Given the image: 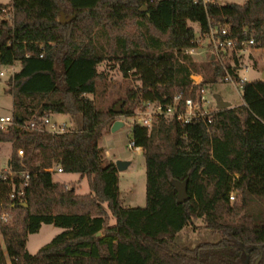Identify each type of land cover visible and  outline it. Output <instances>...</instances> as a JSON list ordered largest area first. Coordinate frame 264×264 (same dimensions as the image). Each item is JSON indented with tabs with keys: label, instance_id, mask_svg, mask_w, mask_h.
Wrapping results in <instances>:
<instances>
[{
	"label": "trees",
	"instance_id": "trees-1",
	"mask_svg": "<svg viewBox=\"0 0 264 264\" xmlns=\"http://www.w3.org/2000/svg\"><path fill=\"white\" fill-rule=\"evenodd\" d=\"M189 23L202 35L227 25L238 45L252 40L264 49V0L223 6L195 0L0 5V68L21 67L9 81L13 125L0 129V144L11 145V170L30 176L21 202L9 203V188L0 185V214L11 215L9 224L0 222V264H264V80L245 83L243 104L217 111L209 123L181 126L161 117L150 132L133 124L131 137L145 160L143 208L122 206L119 172L102 158L105 129L117 116L133 114L96 108L87 97L103 77L95 67L114 61L123 77L140 82L122 99L125 104L167 105L198 72L184 55L196 36ZM205 65L204 86L210 88L223 73L214 63ZM53 115L80 117L81 127L55 135L20 129ZM53 165L86 179L89 192L53 182L47 172ZM172 181H187L188 201L176 204ZM197 220L221 240L175 246L177 234ZM42 225L62 232L30 255L27 237Z\"/></svg>",
	"mask_w": 264,
	"mask_h": 264
},
{
	"label": "rangeland",
	"instance_id": "rangeland-1",
	"mask_svg": "<svg viewBox=\"0 0 264 264\" xmlns=\"http://www.w3.org/2000/svg\"><path fill=\"white\" fill-rule=\"evenodd\" d=\"M12 0H0V5H9ZM220 6L226 4H243L244 0H216ZM64 16V14H61ZM6 20L11 21L12 16L7 14L4 16ZM67 20L66 17H63ZM189 26L194 30L196 37L199 36V26L195 23H189ZM99 44L102 48H105L104 40L100 39ZM207 43L204 42V46ZM104 50V49H103ZM196 68L198 72H192V74H200L202 76L208 75L206 69V58L203 55L194 56ZM259 63L264 69V56L259 57ZM97 73L102 74V80L96 83V93L94 95H87V97L94 101L96 108L102 110L114 109L118 104L121 112L125 114L132 112V116H117L114 121H121L123 126L117 131L112 132L111 127H108L103 132V135L99 141V147L102 151V158L104 163H116L117 161H125L129 163V166L123 172L119 173V192L120 199L123 207L130 208H143L146 203V182H145V160L143 154L136 155L132 151L127 149L129 139L131 137L132 126L135 122V116L137 109L134 107V101L131 100L127 104L123 102L127 92L129 90H135L140 87V82L133 76L127 78L119 71L118 63L114 61L105 60L101 64L95 67ZM21 67L18 63L14 68H0V73L3 76L0 77V117L9 116L12 114V97L7 93L9 88L10 79L20 74ZM245 77L249 81H253L258 75L255 72H248ZM264 79V78H263ZM209 97L211 101H215L217 97L223 101L228 102L232 108L242 105L241 91L239 94L230 84L217 83L209 88ZM115 107L113 108V105ZM50 119L55 122H65L69 130H76L81 127L80 117L70 118L68 116L53 115ZM12 153L11 145L7 143L0 144V169L5 168L6 160ZM53 182L64 185L66 190L71 188L77 194H87L88 184L86 179H81L78 175L71 174H52ZM234 197H235V193ZM234 201L231 202V204ZM62 232L61 229L53 225H42L40 230L28 235L26 240V250L30 255H35L41 248L45 247L50 241L58 234ZM221 240V236L217 233H213L204 227L201 220L194 221L192 225L185 227L175 237L174 244L178 248L195 247L201 243H217ZM2 243V240H1ZM5 253V248L3 247ZM7 264H10V260L7 259Z\"/></svg>",
	"mask_w": 264,
	"mask_h": 264
},
{
	"label": "built area",
	"instance_id": "built-area-1",
	"mask_svg": "<svg viewBox=\"0 0 264 264\" xmlns=\"http://www.w3.org/2000/svg\"><path fill=\"white\" fill-rule=\"evenodd\" d=\"M216 0H195V4H216ZM5 12V10H2ZM229 27H210L206 34L195 36L194 46L187 49L184 53L194 63V56H205V62L214 63L220 67L223 75L220 76L218 83L230 84L236 92L242 91L245 83L251 82L247 80L245 75L248 72H255L258 77L255 81H262L263 68L259 63V57L264 56V49L259 48L252 40L241 42L239 45L236 40L230 37ZM204 42L207 43L204 46ZM3 73H0V77ZM204 76L200 74H191V83L183 91L177 92L169 104L161 105L157 102H144L137 109L135 122L148 132L152 129L154 123L163 117L167 120H173L181 126L190 125L199 122H210L211 116L218 111L216 101H211L209 97V88L204 86ZM13 125L12 114L0 117V129L4 130ZM26 131H39L51 135L63 134L69 130L67 123L55 122L46 117L42 119L40 124L30 122L20 127ZM132 133V131H131ZM127 149L136 155L143 154V148L135 145L134 140L130 137ZM18 156L22 158L23 153L18 151ZM49 173L61 174L62 170L58 165H53L47 169ZM30 179L28 170L15 172L11 170L10 164L0 169V185H6L9 188L7 196L8 202H21L24 198V189ZM229 201H234V194H229ZM11 215L9 211H3L0 214V222L9 224Z\"/></svg>",
	"mask_w": 264,
	"mask_h": 264
},
{
	"label": "water",
	"instance_id": "water-1",
	"mask_svg": "<svg viewBox=\"0 0 264 264\" xmlns=\"http://www.w3.org/2000/svg\"><path fill=\"white\" fill-rule=\"evenodd\" d=\"M141 11H145V9H142ZM64 16L61 15V23H65L68 20H64L63 18ZM216 107L219 110H223V109H230L232 108L231 105L228 102L223 101L221 98L217 97L216 98ZM122 103L118 104L114 109H113V113L116 115H120L121 110H120V106ZM123 126V123L121 121H114L112 126H111V131L115 132L117 131L119 128H121ZM115 164L116 170L120 173L123 172L124 170H126V168L129 166L128 162L125 161H117ZM9 165V162H8ZM171 186L173 187V189L176 192V204L180 205L185 203L186 201H188L189 196L187 194V181H183V182H178V181H172L171 182ZM97 236H100V234H97ZM258 260L255 261L254 264H257Z\"/></svg>",
	"mask_w": 264,
	"mask_h": 264
},
{
	"label": "crops",
	"instance_id": "crops-1",
	"mask_svg": "<svg viewBox=\"0 0 264 264\" xmlns=\"http://www.w3.org/2000/svg\"><path fill=\"white\" fill-rule=\"evenodd\" d=\"M15 67V65L13 66V67H10L9 69H11V68H14ZM8 162H9V157L7 158V160H6V165H8ZM62 174V173H61Z\"/></svg>",
	"mask_w": 264,
	"mask_h": 264
},
{
	"label": "bare ground",
	"instance_id": "bare-ground-1",
	"mask_svg": "<svg viewBox=\"0 0 264 264\" xmlns=\"http://www.w3.org/2000/svg\"><path fill=\"white\" fill-rule=\"evenodd\" d=\"M263 78H264V70H263V74H262V80H264Z\"/></svg>",
	"mask_w": 264,
	"mask_h": 264
}]
</instances>
